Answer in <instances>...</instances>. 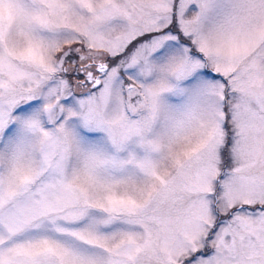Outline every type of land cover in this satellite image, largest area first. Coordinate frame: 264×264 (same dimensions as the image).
Returning a JSON list of instances; mask_svg holds the SVG:
<instances>
[{"label": "snow or ice", "instance_id": "obj_1", "mask_svg": "<svg viewBox=\"0 0 264 264\" xmlns=\"http://www.w3.org/2000/svg\"><path fill=\"white\" fill-rule=\"evenodd\" d=\"M0 264H264V0H0Z\"/></svg>", "mask_w": 264, "mask_h": 264}]
</instances>
